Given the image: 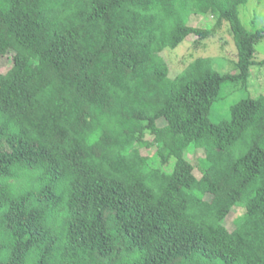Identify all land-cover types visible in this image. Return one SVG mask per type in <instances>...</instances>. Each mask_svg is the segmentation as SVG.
Here are the masks:
<instances>
[{"label": "trees", "instance_id": "obj_1", "mask_svg": "<svg viewBox=\"0 0 264 264\" xmlns=\"http://www.w3.org/2000/svg\"><path fill=\"white\" fill-rule=\"evenodd\" d=\"M246 3L0 0V264H264V96L209 119L264 66ZM195 18L229 26L233 72L170 75Z\"/></svg>", "mask_w": 264, "mask_h": 264}, {"label": "rangeland", "instance_id": "obj_2", "mask_svg": "<svg viewBox=\"0 0 264 264\" xmlns=\"http://www.w3.org/2000/svg\"><path fill=\"white\" fill-rule=\"evenodd\" d=\"M239 15L248 31L255 32L256 30L264 29V0H247L246 4L239 7ZM212 21L209 18H195L189 23L194 27L212 29L210 37L204 40L197 49L194 47L196 37L189 36L177 48L164 51L163 57L169 66L172 77L182 72L192 60L198 57L210 58L215 68L221 73L233 72L236 63V49L230 28L226 23L216 26ZM256 60L258 62L264 61V41L257 46ZM3 66L4 61L0 63V69ZM225 90L227 91L226 98L215 102L211 107L209 119L212 123L229 120L230 108L239 101L264 96V66L251 68L250 77L244 86L235 88L229 85ZM159 124L161 125L162 121ZM200 156H202V151L190 150L185 154V159L196 165ZM150 157H152V154H150ZM194 175L197 178L200 177L197 169L194 170ZM243 212V205L240 204L234 207L226 218V224L230 225ZM125 257L124 251L118 249L115 256L111 259V263L122 264Z\"/></svg>", "mask_w": 264, "mask_h": 264}]
</instances>
